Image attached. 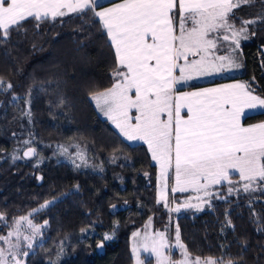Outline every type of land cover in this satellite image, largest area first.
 <instances>
[{
  "label": "trees",
  "instance_id": "1",
  "mask_svg": "<svg viewBox=\"0 0 264 264\" xmlns=\"http://www.w3.org/2000/svg\"><path fill=\"white\" fill-rule=\"evenodd\" d=\"M234 11L239 26L242 19L264 15V0ZM88 17L71 14L39 29L35 21H25L26 34L13 31L0 44V76L14 85L11 93L0 94V212L11 224L13 217L54 200L34 218L48 224L33 249H27V264H49L61 249L65 257L60 264H132L131 235L149 218L154 229L171 236L178 225L192 256L223 255L238 264H264V193L229 196L224 188L221 195L227 198H212V206L204 205L203 211L169 212L157 203V170L147 146L128 142L91 98L111 86L115 52L100 25ZM249 29L256 34L241 41L243 68L229 78L191 82L182 89L241 79L264 97V21L258 19ZM29 108L31 122L22 115ZM261 121L264 109L243 118L246 124ZM25 139H32L36 154L10 158L11 149ZM67 143L86 152L88 167L59 160L56 145ZM191 194L175 193L174 198L181 202ZM83 229L95 234L80 238ZM7 231L0 223V235ZM106 232L114 238L103 241ZM101 241L104 246L98 248Z\"/></svg>",
  "mask_w": 264,
  "mask_h": 264
},
{
  "label": "snow or ice",
  "instance_id": "2",
  "mask_svg": "<svg viewBox=\"0 0 264 264\" xmlns=\"http://www.w3.org/2000/svg\"><path fill=\"white\" fill-rule=\"evenodd\" d=\"M252 2L120 0L104 7L98 0H0V44L7 43L13 31L26 34L25 21H35L39 29L46 21L71 14L84 19L91 13L88 19L100 25L115 52L111 86L92 93L91 98L120 135L147 145L158 169L157 203L162 202L169 212L203 211L204 205L212 206V198H227L221 195L224 188L229 196L264 193V122L241 123L246 109H264V97L256 94L251 82L182 90L193 79L243 68L241 41L256 34L249 25L264 21V15L242 19L237 26L234 9ZM13 88V83L0 76V94L11 93ZM12 98L17 99L15 94ZM22 115L31 122L30 108ZM23 143L30 145L28 140ZM35 154L36 148L28 146L23 157ZM76 155L86 164L83 153ZM188 191L196 195L172 207L174 194ZM53 202L45 201L27 215L13 217L11 224L0 212V223L9 229L0 235V264H27L24 258L30 253L22 247L33 249L48 224L46 220L35 223L34 218ZM151 222L149 218L145 229ZM140 237V232L132 233L135 264H145L141 250L155 257L156 264H238L236 258L223 255L193 259L181 242L178 225L175 244L162 231H145L142 241ZM112 238L105 234L103 241ZM103 241L98 248H103ZM173 249L179 250L180 259H173ZM58 260L59 256L57 264Z\"/></svg>",
  "mask_w": 264,
  "mask_h": 264
},
{
  "label": "rangeland",
  "instance_id": "3",
  "mask_svg": "<svg viewBox=\"0 0 264 264\" xmlns=\"http://www.w3.org/2000/svg\"><path fill=\"white\" fill-rule=\"evenodd\" d=\"M103 2L105 0H98V3L99 2ZM234 71L232 72H229V73H233ZM198 79V78H196ZM95 102V101H94ZM96 104V102H95ZM25 140H28L30 141V145H25L23 142ZM20 145H17L15 146L13 149H11L10 153H9V157L12 158L13 154L21 157L20 159L24 158L23 157V152L26 150V148L28 146H34L33 142H32V139H25ZM128 141V140H127ZM130 143H138V142H142V141H128ZM63 149H67V152H64ZM56 151H57V154H58V157H59V160L61 161H65L67 163H69L70 165H72L73 167H76L77 164H80L81 166L79 168H83V167H88L89 166V161L87 159V154L86 152L80 147L78 146L77 144H74V143H67V144H58L56 145ZM80 152V153H83V156H84V160H86V164L85 163H82L81 162V159L77 157V153ZM34 156V155H33ZM41 161V156L38 155V157L36 158V163H40ZM74 161V162H73ZM196 193L193 192V194H191L190 196H195ZM185 199H182L181 202H176L172 207H176L177 204L179 203H182ZM193 203H195V201H193ZM148 222V220H146L143 224V226L140 228V229H137L135 230L134 232H140L141 233V237L140 238H137L138 241H142V238H143V235H144V232L147 231L148 233H154L155 231H162V232H165L164 230H161V229H154L152 227V224L147 228L145 229V225L146 223ZM95 234V232L93 230H90V229H83V231L80 233V238H85V237H90L92 238V236ZM105 234H109V235H112L113 238H114V234L111 233V232H106L103 234V236ZM165 234L168 236L170 242L172 244H175V234H169L168 231L165 232ZM112 238V239H113ZM111 239V240H112ZM14 240H15V237H14ZM110 241V240H108ZM182 242V241H181ZM23 244V241L21 242ZM132 243H133V239H132V235H131V238H130V248H132ZM24 250H27L26 248H22V251ZM29 250V249H28ZM27 250V251H28ZM173 259H180V255H179V250L178 249H173ZM131 255H132V251H131ZM141 258L145 261V264H156V260H155V257L151 256L149 253H146V252H143L141 250ZM59 256V260H58V264H60L61 260L65 257V252H64V249H61L59 251V253L57 254V256L54 258V260L52 261H49L48 263L49 264H57V257ZM175 256V257H174ZM192 256V255H191ZM133 257V255H132ZM196 256H192V258L194 259ZM132 264H135V259L133 257V262Z\"/></svg>",
  "mask_w": 264,
  "mask_h": 264
},
{
  "label": "crops",
  "instance_id": "4",
  "mask_svg": "<svg viewBox=\"0 0 264 264\" xmlns=\"http://www.w3.org/2000/svg\"><path fill=\"white\" fill-rule=\"evenodd\" d=\"M120 2V0H105V1H101L99 2L100 5L104 6V7H110L112 6L114 3H118ZM99 10V9H98ZM234 73V72H233ZM233 73H225V74H221V75H212V76H202V77H199L198 79H193L191 81H189L187 84L191 83V82H205L206 80H212V79H215V78H229L233 75ZM240 82H244L242 81L241 79H225L223 81H219V82H215V83H211V84H207V85H201V86H197V87H194V88H188V89H182L183 91H198L200 89H203V88H214V87H217L221 84H230V83H240ZM185 84V85H187ZM184 85V86H185ZM263 109H257V110H245L246 112V115L248 114H252V113H256V112H259V111H262ZM245 115V116H246ZM244 116V117H245ZM241 119V123L244 125V126H249V125H254V124H258V123H262L264 121H261V122H256V123H250V124H246L243 122V118ZM116 128V127H115ZM117 129V128H116ZM118 130V129H117ZM119 131V130H118ZM138 143H143V142H138ZM146 145V144H145ZM147 146V145H146ZM151 155V154H150ZM153 163L155 164V162L153 161ZM156 170L158 171L157 169V166H156ZM238 175V174H237ZM188 192H192V191H188ZM177 193H184V192H177ZM172 195V193L169 191V200H170V196Z\"/></svg>",
  "mask_w": 264,
  "mask_h": 264
}]
</instances>
